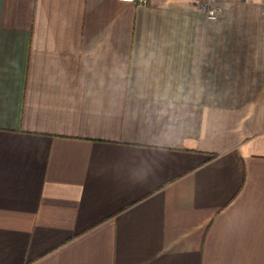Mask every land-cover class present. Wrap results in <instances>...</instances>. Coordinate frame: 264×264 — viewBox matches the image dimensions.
<instances>
[{"label":"crops","instance_id":"crops-1","mask_svg":"<svg viewBox=\"0 0 264 264\" xmlns=\"http://www.w3.org/2000/svg\"><path fill=\"white\" fill-rule=\"evenodd\" d=\"M0 0V264H264V5Z\"/></svg>","mask_w":264,"mask_h":264},{"label":"built area","instance_id":"built-area-1","mask_svg":"<svg viewBox=\"0 0 264 264\" xmlns=\"http://www.w3.org/2000/svg\"><path fill=\"white\" fill-rule=\"evenodd\" d=\"M123 3H130L136 6H146L150 0H118ZM197 8L205 14L208 19L214 20L218 18L221 13L220 3L225 1H235V0H195ZM243 2H253L257 1L264 5V0H239Z\"/></svg>","mask_w":264,"mask_h":264}]
</instances>
